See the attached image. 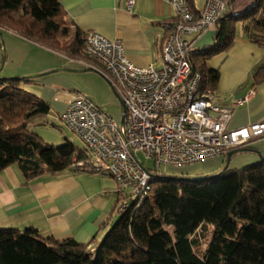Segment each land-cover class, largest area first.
<instances>
[{
	"label": "trees",
	"instance_id": "trees-1",
	"mask_svg": "<svg viewBox=\"0 0 264 264\" xmlns=\"http://www.w3.org/2000/svg\"><path fill=\"white\" fill-rule=\"evenodd\" d=\"M188 3L196 10L195 0ZM233 3L216 25L214 45L190 53L208 94L219 73L206 62L230 48L238 23L249 40L264 45V0L248 2L240 14ZM3 29L68 59L95 61L85 54V36L72 30L60 0H0ZM263 80L264 63L254 74L255 83ZM27 82L0 78V172L18 164L30 181L74 169L73 159L87 152L70 142L54 147L29 130L51 108L23 90ZM153 176L151 195L137 210L119 215L95 253L71 238H43L34 228H0V264H264V160L211 179H173L158 171ZM210 228L204 248L201 234Z\"/></svg>",
	"mask_w": 264,
	"mask_h": 264
},
{
	"label": "crops",
	"instance_id": "crops-1",
	"mask_svg": "<svg viewBox=\"0 0 264 264\" xmlns=\"http://www.w3.org/2000/svg\"><path fill=\"white\" fill-rule=\"evenodd\" d=\"M232 1L234 14L248 9L246 0ZM60 4L73 31L78 30L83 35L94 32L109 40H120L128 60L133 64L162 67L161 47L167 35L164 25L175 19L174 10L164 0H134L131 10L127 8V0H60ZM203 5L204 0L199 4L195 0L197 9ZM218 30L219 27L214 26L199 38H191L195 41V49L213 46ZM2 31L7 34L11 49L10 56L9 47L8 55L2 48L5 78L41 75L37 73L55 67L94 68L96 71L89 72L103 73L96 61H89L87 65L79 63V67L67 66L65 62L57 60L52 65H24L21 58L26 55L27 47L37 44L9 30ZM262 63L264 45L249 40L241 24L236 29L230 48L215 54L206 62L207 68L219 73L218 83L212 95H209L216 104L233 108L229 123L231 129L264 121V80L260 83L254 81V74ZM27 80L29 82L21 84L23 89L44 100L51 111L61 113L65 105L56 101L54 94L77 89L72 78L62 74ZM250 92L253 93L243 104L233 106L234 101L244 99ZM246 148L248 152L232 157L234 169L258 162L257 152L264 156V138L253 140ZM225 161L226 157H217L204 164L210 172L219 173ZM117 209L116 182L107 174L71 168L58 174L45 173L28 181L18 164L0 172V228L20 231L34 228L43 238L58 241L71 238L87 245L95 253L115 223Z\"/></svg>",
	"mask_w": 264,
	"mask_h": 264
},
{
	"label": "built area",
	"instance_id": "built-area-1",
	"mask_svg": "<svg viewBox=\"0 0 264 264\" xmlns=\"http://www.w3.org/2000/svg\"><path fill=\"white\" fill-rule=\"evenodd\" d=\"M175 12L165 23L161 47L163 65L140 67L128 60L120 40L88 32L85 54L102 67L120 95L125 121L118 124L79 92L54 94L65 109L61 121L77 135L87 152L72 167L110 175L116 182L119 215L137 210L153 191L154 176L137 156L142 152L156 169H184L264 138V121L231 129L232 107L216 104L202 91L201 74L193 69L190 53L195 41L229 11L232 0H204L192 10L188 0H164ZM254 3L257 0H246ZM134 0H127L132 9ZM83 65L84 60H73ZM233 102L243 104L252 94Z\"/></svg>",
	"mask_w": 264,
	"mask_h": 264
},
{
	"label": "rangeland",
	"instance_id": "rangeland-1",
	"mask_svg": "<svg viewBox=\"0 0 264 264\" xmlns=\"http://www.w3.org/2000/svg\"><path fill=\"white\" fill-rule=\"evenodd\" d=\"M203 0H196V2L199 4ZM201 7V5H200ZM240 28V23L237 24V30ZM38 45V44H37ZM31 45L32 47L28 46L26 49V55L21 58L25 64H32V65H40V64H55L57 61H62L67 64V66H75L79 67L81 64L75 62V61H69L61 58L57 52L48 50L47 48L39 45ZM8 47H9V53L11 56V49L9 46V42L7 40V34L5 32H1V39H0V67H1V58H2V48L5 49V55H8ZM204 49V48H201ZM27 59V60H26ZM78 65V66H77ZM57 68L61 67H55L53 69H49L45 72H49L51 70H55ZM67 69H72L69 67H63ZM4 66L0 73V78L4 77ZM43 73V72H42ZM37 73V74H42ZM57 74H62L67 77L72 78L75 86H77L75 91L72 92H80L83 94L86 98H88L96 107H98L103 112L109 114L118 124H120L121 117H122V107L121 104L112 91L110 87V81L108 77L105 74H99L95 72H83V73H74V72H60V73H52L49 75H46L45 77L54 76ZM22 77V76H21ZM23 86V85H22ZM204 84H202L203 88ZM24 91H28L27 89H23ZM205 94L209 95L207 92L204 91ZM213 91L211 92L212 95ZM61 115L62 113L60 111L52 110L48 116L41 117L39 119H36L34 122H32L29 125V130L36 135H38L44 142H46L49 145H52L54 147H59L67 142H70L74 144L76 147L82 148L83 144L80 141V139L77 137L76 134L71 132L69 128L61 121ZM137 156L142 161L144 166L151 170L152 172H159L160 174H163L168 177H184L189 179H204L206 177H210L212 175H215L217 173H212L210 170L206 167L204 163H199L197 165H193L190 167H186L182 169L183 171H179L178 169H170V168H161L156 169L154 166V162L151 159H146L145 155L142 152H138ZM259 158V157H258ZM260 161V158H259ZM258 161V162H259ZM251 163L249 165H240V167H237L240 169H244L248 166H251ZM235 165L232 163V160L229 163V169L233 170ZM222 170V169H221ZM220 170V171H221ZM219 171V172H220ZM118 211V209H117ZM119 218V213L115 215V222ZM201 233V232H200ZM212 234V228L209 229V231L204 235H202L201 243L204 248H206L208 241Z\"/></svg>",
	"mask_w": 264,
	"mask_h": 264
},
{
	"label": "water",
	"instance_id": "water-1",
	"mask_svg": "<svg viewBox=\"0 0 264 264\" xmlns=\"http://www.w3.org/2000/svg\"><path fill=\"white\" fill-rule=\"evenodd\" d=\"M0 35H1V32H0ZM1 55H2V58H1L0 71L3 68L4 63H5V56H4V50L3 49H2ZM60 71L83 73V72L96 71V70L94 68H87V69H56V70H53V71H49V72L43 73L41 75H31V76H27V77H17L16 79L24 80V79L40 78L42 76H46V75H49V74H52V73H56V72H60ZM110 87H111L112 91L114 92V94L116 95V97L118 98V100H119V102L121 104L122 117H121L120 125H123L124 121H125V108H124L122 99H121L120 95L117 93V91L114 89V87L111 85V83H110ZM245 152H248V149L246 147L245 148L234 149V150L228 152V154L226 156L225 165H224V168L222 169V171H220L219 173H217L215 175H212L210 177H206L204 179H211V178H215V177L220 176L226 169H228L229 163H230V161H231L233 156H235L237 154L245 153ZM257 154L259 155L260 161L264 160V156H262L259 152H257ZM171 178H173V179H185V180H189V181L200 180V179H189V178H183V177H171Z\"/></svg>",
	"mask_w": 264,
	"mask_h": 264
}]
</instances>
